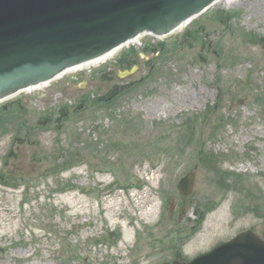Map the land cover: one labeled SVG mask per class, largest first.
I'll use <instances>...</instances> for the list:
<instances>
[{
  "label": "rangeland",
  "instance_id": "rangeland-1",
  "mask_svg": "<svg viewBox=\"0 0 264 264\" xmlns=\"http://www.w3.org/2000/svg\"><path fill=\"white\" fill-rule=\"evenodd\" d=\"M221 10L237 14L234 30L216 19ZM199 22L203 42L187 30L147 35L108 63L12 102L28 112L14 111L0 129V264H163L246 230L264 237V50L253 38L264 36V0L213 6L188 30ZM133 51L140 68L121 80L118 61ZM150 72L110 108L65 124L53 117ZM189 123L197 135L187 146ZM202 148L216 155L211 169ZM191 170L195 191L184 198L178 184Z\"/></svg>",
  "mask_w": 264,
  "mask_h": 264
},
{
  "label": "water",
  "instance_id": "water-1",
  "mask_svg": "<svg viewBox=\"0 0 264 264\" xmlns=\"http://www.w3.org/2000/svg\"><path fill=\"white\" fill-rule=\"evenodd\" d=\"M220 1L0 0V101L27 88L10 103L51 90L55 79L122 56L135 41L143 43L142 33L188 30L185 24ZM196 177L191 171L182 178V196L192 194ZM165 264H264V239L246 231L191 262Z\"/></svg>",
  "mask_w": 264,
  "mask_h": 264
},
{
  "label": "trees",
  "instance_id": "trees-1",
  "mask_svg": "<svg viewBox=\"0 0 264 264\" xmlns=\"http://www.w3.org/2000/svg\"><path fill=\"white\" fill-rule=\"evenodd\" d=\"M213 13L208 14L207 16V20L212 18ZM216 19L221 22V24L223 25H227L230 27V29H233L232 23L234 20H236L238 18L237 14H232V13H228L225 11H217L216 12ZM195 25L190 28L189 30H187V34L186 35H194L196 39L198 40H205L208 39V36L205 35L203 33V30L205 28V24L204 23H194ZM234 30V29H233ZM185 35V36H186ZM254 42L255 44H257L258 46H260L263 50H264V36L256 33L254 36ZM254 44V45H255ZM166 42H160L159 46L165 48ZM150 46L153 45H149V47L146 49L149 50ZM154 47V46H153ZM158 48V47H157ZM155 48V49H157ZM224 51V49H222ZM136 53L133 51L132 54L130 56H125L122 57L119 61H118V66L122 69H130L134 63L138 62L137 58L140 56H135ZM159 59V57L157 58ZM133 64V65H132ZM132 65V66H131ZM153 72H150L148 77L143 78V80L137 84H133V85H116L114 86L111 90L104 92L101 95H98L96 97H92V96H87V97H83L80 102L76 105V107L74 105H70V104H64L61 105L59 107L58 110L53 111V117L59 122L62 121L64 122H68L70 121L71 117L73 114H80L81 112L88 110L90 108L94 109V108H101V107H112L115 105V103L119 102L120 99L123 96H126L128 93L134 91L135 89L141 87L145 82L151 80L153 78ZM219 88V87H218ZM219 91L221 93V100H224V97L226 95V91L224 89L219 88ZM17 105L16 108H14V106ZM219 106V104L217 105ZM22 108V109H21ZM24 111V113L28 112V107H27V103H9L3 106H0V129L4 126L5 122L10 119L15 117V112H20V116L22 115V111ZM51 114V112H50ZM208 116V113H206L205 115L201 116L199 115L197 121L200 119L199 123H200V127L202 130H204L203 128V122L206 120ZM48 122V119L46 120V124ZM65 124V123H64ZM189 130L191 132V139L187 140V146H190L192 144V142L194 141V139L196 138L197 135V129L196 127L193 126L192 123H189ZM219 128V127H218ZM217 129V125H215L214 127V132L213 134H215V131ZM25 137H28V135H24ZM202 142V141H201ZM201 142L199 143V145L201 144ZM200 155L203 157L205 163H207L210 166L211 169V163L212 161H215L216 155L214 152H211V155H209V153H207L203 148L200 151ZM202 216V215H201Z\"/></svg>",
  "mask_w": 264,
  "mask_h": 264
},
{
  "label": "bare ground",
  "instance_id": "bare-ground-1",
  "mask_svg": "<svg viewBox=\"0 0 264 264\" xmlns=\"http://www.w3.org/2000/svg\"><path fill=\"white\" fill-rule=\"evenodd\" d=\"M234 1H236V0H223V1H220V2H216V3L214 4V6L219 5V4H221V3H231V2H234ZM138 43H139L138 41H135V44H138ZM111 60H112V59H111ZM111 60H109V61H111ZM109 61L103 62V63H101V64L95 65V66L90 67V68H87V69H92V68H94V67H97V66L103 65V64H105V63H108ZM87 69H85V70H87ZM61 79H62V78H61ZM58 80H59V79H58ZM55 81H56V80H55Z\"/></svg>",
  "mask_w": 264,
  "mask_h": 264
}]
</instances>
